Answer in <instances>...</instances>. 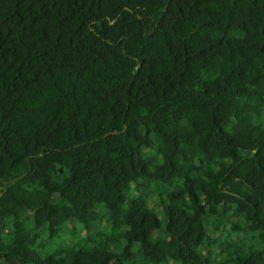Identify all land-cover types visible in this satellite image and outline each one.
Returning a JSON list of instances; mask_svg holds the SVG:
<instances>
[{
  "label": "trees",
  "instance_id": "obj_1",
  "mask_svg": "<svg viewBox=\"0 0 264 264\" xmlns=\"http://www.w3.org/2000/svg\"><path fill=\"white\" fill-rule=\"evenodd\" d=\"M0 264H264V0H0Z\"/></svg>",
  "mask_w": 264,
  "mask_h": 264
},
{
  "label": "rangeland",
  "instance_id": "obj_2",
  "mask_svg": "<svg viewBox=\"0 0 264 264\" xmlns=\"http://www.w3.org/2000/svg\"><path fill=\"white\" fill-rule=\"evenodd\" d=\"M107 211V208L106 207H104V208H100V214H101V218L103 219L105 216H106V213L108 214V211ZM158 216H159V218L160 219H164L160 214H158ZM104 222V221H103ZM105 225V224H104ZM106 227V225L103 227V228H105ZM71 232L74 234V235H76V237H80V236H82L83 235V232L81 231V232H77V230H76V228H73L72 230H71ZM65 235H66V238H69L70 237V235H68V233H65ZM116 251H119L120 249L119 248H116L115 249Z\"/></svg>",
  "mask_w": 264,
  "mask_h": 264
}]
</instances>
